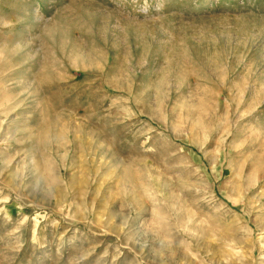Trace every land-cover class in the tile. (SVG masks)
Masks as SVG:
<instances>
[{
  "label": "rangeland",
  "instance_id": "rangeland-1",
  "mask_svg": "<svg viewBox=\"0 0 264 264\" xmlns=\"http://www.w3.org/2000/svg\"><path fill=\"white\" fill-rule=\"evenodd\" d=\"M0 264H264V0H0Z\"/></svg>",
  "mask_w": 264,
  "mask_h": 264
}]
</instances>
